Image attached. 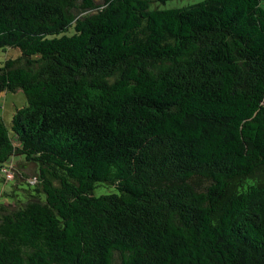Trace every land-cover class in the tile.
<instances>
[{"label": "trees", "instance_id": "16d2710c", "mask_svg": "<svg viewBox=\"0 0 264 264\" xmlns=\"http://www.w3.org/2000/svg\"><path fill=\"white\" fill-rule=\"evenodd\" d=\"M152 1L0 0V264H264V0Z\"/></svg>", "mask_w": 264, "mask_h": 264}, {"label": "rangeland", "instance_id": "374dc122", "mask_svg": "<svg viewBox=\"0 0 264 264\" xmlns=\"http://www.w3.org/2000/svg\"><path fill=\"white\" fill-rule=\"evenodd\" d=\"M203 0H166L164 3L158 2V1H152L150 4V9H171V8H180L192 4H196L198 2H201ZM17 54L14 51H9L8 56L15 57ZM26 105V99L23 93L20 91L17 92H2L0 93V116L5 123L7 127H10L11 118L16 109H19ZM19 157H14V161H18ZM17 171L20 172L23 177L17 172L15 173L14 180H11V175H8L9 179L11 181L4 182L3 176L0 174V190L4 192H10L13 189V186L15 185L16 180V186H19V190L16 191L19 196L22 194V189L26 188V186H23L27 179L33 177L35 175V166L34 165H23L22 164H16ZM24 168V169H23ZM8 179V180H9ZM22 185V186H21ZM22 188V189H21ZM110 192V189H106L105 185L103 187H100L95 191V195L104 194V193Z\"/></svg>", "mask_w": 264, "mask_h": 264}]
</instances>
